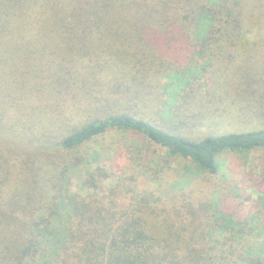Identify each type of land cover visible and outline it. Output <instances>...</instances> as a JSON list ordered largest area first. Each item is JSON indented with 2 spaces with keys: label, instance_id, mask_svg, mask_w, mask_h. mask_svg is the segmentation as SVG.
I'll list each match as a JSON object with an SVG mask.
<instances>
[{
  "label": "trees",
  "instance_id": "1",
  "mask_svg": "<svg viewBox=\"0 0 264 264\" xmlns=\"http://www.w3.org/2000/svg\"><path fill=\"white\" fill-rule=\"evenodd\" d=\"M242 15L238 0H0V264H264V209L215 197L221 156L264 152V129L194 139L138 109L166 63L155 36L202 37L205 53L243 33ZM111 132L170 157L145 166L128 144L136 173L66 192L80 166L98 163L89 188L111 179L80 153ZM170 158L191 182L159 180Z\"/></svg>",
  "mask_w": 264,
  "mask_h": 264
},
{
  "label": "rangeland",
  "instance_id": "2",
  "mask_svg": "<svg viewBox=\"0 0 264 264\" xmlns=\"http://www.w3.org/2000/svg\"><path fill=\"white\" fill-rule=\"evenodd\" d=\"M209 1L215 4L221 0ZM238 1L243 14V33L235 36L233 41L227 37L213 41L216 43H212L205 53L200 45L202 37H179L181 40L175 42V37L160 39L154 31L159 46L165 45V51L162 49L163 55L159 57L166 63L157 71L151 70L139 89V93L144 94L138 109L145 110L148 118L165 128L182 131L185 127L183 134L194 139L264 129V0ZM198 123L200 127H194ZM192 127L194 131L190 130ZM128 144L136 151L137 159L143 157L145 166H153V159L170 157L143 138L108 133L80 153L96 157L106 167L111 179L101 188H89L85 180L98 163L80 166L68 180L66 192L102 195L108 191L109 185L118 181L117 175L136 173ZM171 160L159 180L176 184L191 182L194 177L191 166H184L175 158ZM220 165L219 194L215 197L237 201L246 210L264 209V200L258 203L260 193L257 188L264 171V152L225 153L220 158ZM148 176L140 177L141 188L155 185L151 182L155 178L153 173ZM206 191L209 195L210 192ZM125 203L122 200V204ZM259 223L258 226L264 229V215Z\"/></svg>",
  "mask_w": 264,
  "mask_h": 264
}]
</instances>
